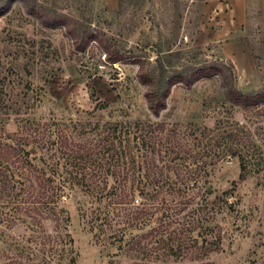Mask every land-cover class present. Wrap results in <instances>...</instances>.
Segmentation results:
<instances>
[{
	"label": "rangeland",
	"instance_id": "1",
	"mask_svg": "<svg viewBox=\"0 0 264 264\" xmlns=\"http://www.w3.org/2000/svg\"><path fill=\"white\" fill-rule=\"evenodd\" d=\"M31 1L0 13V128L53 130L62 221L33 210L1 224L0 264H196L154 260L174 236L217 241L212 264H264V104L245 109L226 92V80L264 91V0H35L68 16L55 28ZM78 24L97 37L85 51L68 34ZM107 47L126 58L112 62ZM160 61L167 76L221 73L175 84L155 117L138 72L157 80ZM77 173L92 176L77 185Z\"/></svg>",
	"mask_w": 264,
	"mask_h": 264
},
{
	"label": "trees",
	"instance_id": "2",
	"mask_svg": "<svg viewBox=\"0 0 264 264\" xmlns=\"http://www.w3.org/2000/svg\"><path fill=\"white\" fill-rule=\"evenodd\" d=\"M16 0H2L0 5V13L8 9L12 3ZM28 1V0H25ZM31 7H28V12L33 17L37 18L47 28H55L61 24H65V20L68 21V16L60 15L50 11L47 8L39 6L35 0L30 2ZM68 26V22L66 24ZM68 34L73 38L75 48L78 51H85L89 43L95 40V37L87 27L78 26L68 27ZM109 59L112 62H119L124 60L119 50L107 47ZM135 59L134 61L137 62ZM142 62L138 61V64ZM171 64L168 62H159L158 65V78L154 80L149 73L145 71L143 66H140L138 72L139 81L148 86V90L145 94L148 107L151 114L155 117H160L163 110L167 108V99L170 95L171 88L177 83H183L187 86L192 85L194 82L211 77L212 75L221 73L218 64H203L196 68L185 69L183 71H175L173 75L167 76L169 73L168 67ZM233 83V82H232ZM226 92L227 95L242 108L250 109L264 104V91L259 93H242L238 90L234 84H229L226 80ZM45 125V124H43ZM117 127V126H116ZM115 127V130H117ZM3 127L0 128V225L5 224L6 227H11L20 219L22 212L26 215L33 214L32 211H37L42 215L44 213L52 214L55 220L61 222V214L56 209L62 198L59 192H62V187L54 186L57 175L58 167L54 160L53 163H47L48 160L54 159L56 152L52 153L51 148L46 145L52 144L51 140L54 135L53 130H48L41 126H35L34 123L26 125L24 131H17L16 133H6L3 131ZM39 144L37 148L43 151L44 155L39 158L40 166L37 162V158L32 156L30 151L31 145ZM62 145H66L68 140L66 136L62 138ZM66 152V150H65ZM48 155L46 158L45 156ZM84 157V156H80ZM48 159V160H47ZM247 166L244 160H241V173L240 180L243 181L247 178ZM83 177L81 179V177ZM92 176L87 173H77L75 178L79 181L74 183L77 185L83 184V180ZM68 179H66L67 181ZM88 180V179H87ZM158 193V192H157ZM42 208V209H38ZM34 214V215H37ZM188 236L182 237V242L177 243L178 237L174 236L172 239H162L159 243V248L165 249L164 253L160 257H155L154 260L159 258H175L176 261H185L190 259L196 264H212L210 261H205L208 256L213 252V244H217V241L212 243L199 245L198 241ZM138 241H133L135 245ZM139 243V242H138ZM217 248V247H215ZM151 256L153 254L151 253ZM153 260V261H154Z\"/></svg>",
	"mask_w": 264,
	"mask_h": 264
}]
</instances>
